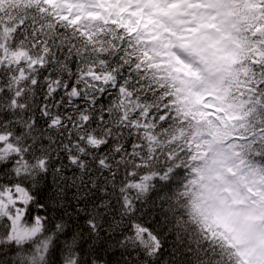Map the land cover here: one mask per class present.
I'll use <instances>...</instances> for the list:
<instances>
[{"label":"snow or ice","instance_id":"obj_1","mask_svg":"<svg viewBox=\"0 0 264 264\" xmlns=\"http://www.w3.org/2000/svg\"><path fill=\"white\" fill-rule=\"evenodd\" d=\"M0 264H264V0H0Z\"/></svg>","mask_w":264,"mask_h":264}]
</instances>
